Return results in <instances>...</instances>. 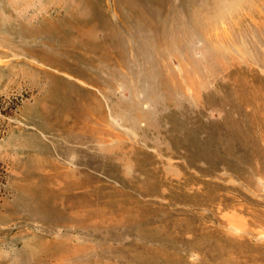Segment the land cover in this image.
I'll list each match as a JSON object with an SVG mask.
<instances>
[{
  "label": "rangeland",
  "instance_id": "1",
  "mask_svg": "<svg viewBox=\"0 0 264 264\" xmlns=\"http://www.w3.org/2000/svg\"><path fill=\"white\" fill-rule=\"evenodd\" d=\"M117 1L88 76L0 55V264H264V0Z\"/></svg>",
  "mask_w": 264,
  "mask_h": 264
},
{
  "label": "bare ground",
  "instance_id": "2",
  "mask_svg": "<svg viewBox=\"0 0 264 264\" xmlns=\"http://www.w3.org/2000/svg\"><path fill=\"white\" fill-rule=\"evenodd\" d=\"M115 1V0H114ZM118 1H122V0H118ZM117 1V3H118ZM127 2V5L132 8L131 10H133V13L135 14L137 12H139L140 14V11L139 10H134V6H133V3L131 0H124ZM50 3V5H48ZM102 3V2H101ZM115 3V2H114ZM116 4V3H115ZM114 4V5H115ZM120 4V2H119ZM52 7V13H50V7ZM102 6V5H101ZM98 0H0V55H7L8 53H11V52H15L14 50H17L18 52H20V54H24V51L26 50L27 51V54H34V52L32 51L33 49H31V44H29L30 42H34L35 39L37 38V35L38 33H40V31L42 30H46L47 27H51V26H55L57 29H59L60 31V35L57 36L58 34H56L57 32L56 31H53L57 38L56 40L48 45V44H45V45H48L51 49H53L54 52H50V48L47 52H35L38 54V57H35V58H38L39 60H41L42 62L45 61V64H49L51 66H55L59 69H65L64 71L68 70L70 72H73L74 74L78 75V76H88L87 73H85V68L82 67V66H89V64H92L94 65V59L92 60L91 57H89V55L91 54H96L98 53V58H97V61H99L101 64L104 62V63H107L109 60V58H111L110 56L107 57L106 54L108 49H110V46H112V48L114 46H117V44L119 45L120 41H125L124 43L127 42V40H120L119 38H122L123 35H121V37L118 38L119 35H117V38H114L115 37V29L117 28L114 24H112L109 20H107L106 17H110L109 15H105L103 14V11H102V8H101ZM117 6V5H116ZM115 6V7H116ZM103 7V6H102ZM104 8V7H103ZM119 10V9H118ZM132 12V11H131ZM50 15V17H47L46 14ZM108 13V12H107ZM137 14V13H136ZM138 14V15H139ZM48 15V16H49ZM106 17H105V16ZM127 15V14H125ZM129 15V14H128ZM133 15V14H132ZM137 16V15H136ZM144 15L141 14V17L143 19ZM106 20H105V18ZM129 17V16H128ZM139 18V20H140ZM110 19V18H109ZM132 19V18H131ZM141 19V20H142ZM145 19V18H144ZM135 22V21H134ZM139 22H142V21H139ZM147 22V21H146ZM131 23V22H130ZM144 23V22H142ZM148 23V22H147ZM138 24H141V23H138ZM145 24V23H144ZM142 24V25H144ZM131 25V24H129ZM142 25H141V28H142ZM146 25V24H145ZM144 25V26H145ZM150 26V24H148ZM138 26V25H136ZM135 26V27H136ZM134 27V26H133ZM134 27V28H135ZM147 27V26H146ZM130 27H128L129 29ZM140 28V29H141ZM145 28V27H144ZM143 28V29H144ZM132 29V28H131ZM130 29V30H131ZM137 30L139 29L136 28ZM139 29V30H140ZM96 30H99V31H103V37H101L102 39L98 40V38L96 39L95 38V32L98 33ZM136 30V31H137ZM48 31L50 32V30H46V33L48 34ZM117 32V30H116ZM138 32V31H137ZM140 32V31H139ZM138 32V33H139ZM141 32L142 29H141ZM45 33V31H44ZM45 33V34H46ZM120 33V32H119ZM133 33V31H132ZM131 33V34H132ZM51 34V33H50ZM117 34V33H116ZM53 35V34H52ZM102 35V34H100ZM135 37L139 36V34L137 35L136 32H135ZM44 37L47 38V36H45L44 34L42 35ZM54 36V35H53ZM110 36L113 37V38H109V42H108V37ZM127 36V35H126ZM131 36V35H128V37ZM134 36V34H132V37ZM29 37V38H28ZM40 37V36H39ZM125 37V36H124ZM127 37V38H128ZM143 37V36H142ZM139 40L140 42H137V52L140 54L144 51V49H146V45L148 46V43L146 44L144 41H143V37ZM159 37V36H158ZM156 40H160L163 39L161 37H159ZM100 38V37H99ZM139 38V37H137ZM136 38V39H137ZM260 38L262 37H259V40H257V42H255V46H253V49L258 52V48H259V45L260 43L262 42L260 40ZM50 39V38H48ZM55 39V38H53ZM129 39V38H128ZM263 39V38H262ZM40 40V38H39ZM46 41V39H44ZM118 40L119 43H118ZM131 40V39H130ZM133 40V39H132ZM138 40V39H137ZM45 41H42V42H45ZM135 41V40H133ZM148 41V39L146 40V42ZM164 41V40H163ZM150 43V41H148ZM175 42V41H174ZM123 43V42H121ZM131 43V41L129 42ZM136 43V42H135ZM152 43V42H151ZM159 43V42H158ZM163 43V42H162ZM166 44V43H165ZM120 45H124V44H120ZM134 45V44H132ZM161 45V44H160ZM175 45V44H174ZM245 45V43H242L241 46L239 47L240 49L237 50V51H240L242 52V47ZM135 46V45H134ZM170 46V45H169ZM127 47L130 49L131 51V48H130V44L127 45ZM245 47V46H244ZM116 48V47H115ZM114 48V49H115ZM118 48V46H117ZM126 48V47H125ZM135 48V47H134ZM14 49V50H13ZM120 50V48H118ZM123 49H124V46H123ZM151 49V48H150ZM159 49V48H158ZM262 49V48H261ZM260 49V50H261ZM40 50V49H39ZM41 50H44V49H41ZM116 50V49H115ZM125 50V49H124ZM124 50H120V52L124 51ZM152 50V49H151ZM160 50V49H159ZM158 50V51H159ZM163 50V48H162ZM160 50V51H162ZM168 50V49H167ZM111 51V50H110ZM114 51V50H112ZM111 51V53H112ZM118 51V50H117ZM126 51V50H125ZM133 53L135 52V50H132ZM154 50H152L153 52ZM165 51V54H166V49L164 50ZM163 51V52H164ZM109 52V51H108ZM121 52V53H122ZM161 52V53H163ZM117 52H115L116 54ZM132 53V52H131ZM160 53V54H161ZM93 54V55H94ZM110 54V52H109ZM119 51H118V55H119ZM124 54V52H123ZM137 54V53H136ZM165 54L161 55V56H164ZM177 54V53H175ZM233 54V53H232ZM255 54V53H254ZM258 54V53H257ZM111 55V54H110ZM114 56V53L112 54ZM151 55V54H150ZM158 55V54H157ZM185 55V54H184ZM212 56V54H210ZM216 55V54H215ZM259 55V54H258ZM33 56V55H31ZM35 56V55H34ZM133 56V55H131ZM143 56V55H142ZM166 56V55H165ZM158 57V56H157ZM209 57V56H208ZM214 57V61H216V57ZM212 57V58H213ZM258 57V56H257ZM264 57V56H263ZM20 58V57H19ZM145 58V57H144ZM148 58H153V56L151 57H148ZM164 58V57H163ZM187 58V57H186ZM211 58V59H212ZM252 58V57H250ZM260 58V57H259ZM262 58V57H261ZM115 59V58H113ZM141 59V58H140ZM161 59V58H160ZM255 59V58H253ZM20 60V59H18ZM152 60V59H151ZM149 60V61H151ZM162 60V59H161ZM220 60V59H219ZM250 60V59H249ZM257 60V59H255ZM24 61V57L21 58L20 62H23ZM38 61V60H37ZM107 61V62H106ZM212 62H214L213 60H211ZM135 62V61H134ZM153 62H156V61H153ZM152 62V63H153ZM158 62V61H157ZM156 62V63H157ZM163 64H165L166 62H163V60L161 61ZM169 62V61H168ZM182 62V61H180ZM216 62H219L218 61V58H217V61ZM160 63V62H159ZM158 63V64H159ZM183 63V62H182ZM220 63V64H219ZM217 63L221 66V60L220 62ZM158 64H156V66H158ZM163 64H160V68L162 67L161 65ZM167 64V63H166ZM165 64V65H166ZM215 64V62L213 63V65ZM224 62L222 63V66ZM103 65V64H102ZM101 65V66H102ZM112 65V64H111ZM110 65V66H111ZM169 65V64H167ZM181 65V64H180ZM193 65V64H191ZM98 66V65H97ZM100 66V67H101ZM131 66V65H130ZM137 66V65H136ZM149 66V65H148ZM155 66V65H154ZM155 66V67H156ZM92 67V66H91ZM95 67V66H94ZM104 67V66H103ZM145 67V66H144ZM153 67V66H152ZM164 68L166 66H163ZM162 67V69H163ZM212 67H215L212 66ZM219 67V66H218ZM225 67V66H224ZM223 67V68H224ZM97 68V67H96ZM182 68V66L180 67V69ZM217 68V67H216ZM222 68V67H221ZM84 69V70H83ZM100 69V68H99ZM98 69V70H99ZM138 69L139 68V65H138ZM149 69V68H148ZM157 69V68H156ZM166 69V68H165ZM165 69H163V72L165 71ZM168 69V67H167ZM170 69V68H169ZM191 69V68H190ZM218 69V68H217ZM225 69V68H224ZM97 70V69H95ZM101 70V69H100ZM99 70V72H100ZM102 70H105V69H102ZM152 70V69H151ZM155 70V68H154ZM159 68L157 69V72H158ZM210 70V69H209ZM220 70V69H219ZM226 70H227V67H226ZM150 71V70H149ZM156 71V70H155ZM154 71V72H155ZM167 71V70H166ZM212 71V69L210 70ZM221 71H224V70H221ZM229 71V70H228ZM44 72V71H43ZM129 72V71H128ZM133 72V71H132ZM140 74H141V70L139 71ZM148 72V71H147ZM161 72V71H159ZM169 70L166 72L168 73ZM204 72V71H202ZM95 73V72H94ZM102 72H100L101 74ZM123 73H125L123 71ZM131 73V72H130ZM150 73V72H149ZM153 73V71H152ZM165 73V72H164ZM197 74V72H195ZM99 74V75H100ZM103 74V73H102ZM106 74H108L106 72ZM154 74V73H153ZM226 74V73H225ZM47 75V74H46ZM98 75V76H99ZM120 75V74H119ZM126 75V74H125ZM142 75V74H141ZM159 75V74H157ZM162 75V74H161ZM169 75V74H168ZM168 75L166 78H168ZM170 75L172 76V78L174 77V73H170ZM202 75V74H201ZM51 77V74L49 75ZM73 76V75H72ZM92 76V75H91ZM143 76V75H142ZM147 76V75H146ZM151 76V75H149ZM148 76V77H149ZM154 76V75H153ZM152 76V77H153ZM54 77V76H53ZM100 77V76H99ZM102 77V76H101ZM128 77V76H127ZM138 77V76H137ZM141 77V76H140ZM145 77V76H144ZM147 77V78H148ZM151 77V78H152ZM157 78H160L158 76H156ZM162 77V76H161ZM176 77V76H175ZM74 78V76H73ZM78 78V77H76ZM75 78V79H76ZM120 78V77H119ZM139 78V77H138ZM150 78V79H151ZM171 78V77H170ZM169 78V79H170ZM200 78V77H199ZM89 81L91 82H95L97 81L95 77H91V78H87ZM103 79V78H102ZM132 79V78H131ZM142 79V78H141ZM156 79V78H155ZM55 80V79H54ZM72 80V79H71ZM80 80V79H79ZM110 80V78H109ZM120 80V79H119ZM140 80V79H139ZM143 80H145L143 78ZM152 80V79H151ZM153 80H154V77H153ZM152 80V81H153ZM159 80V83L161 85V87H164V89H166V91H168V89H170L169 87H171V84L172 82H169L168 79H165L164 77L163 78H160L158 79ZM158 80H155V82H157ZM183 80V79H182ZM187 80V79H186ZM185 80V81H186ZM202 80V79H201ZM239 80V79H238ZM61 81V80H60ZM65 80H63L64 82ZM112 81V80H111ZM146 81V80H145ZM149 81V80H148ZM190 81V80H189ZM189 81H186L189 83ZM53 82V81H52ZM62 82V81H61ZM66 82V81H65ZM103 82V81H102ZM155 82H153L154 86L155 85ZM183 82V81H182ZM194 82V81H193ZM88 83V82H87ZM113 83V82H112ZM176 83V82H175ZM184 83V82H183ZM191 83V81H190ZM189 83V84H190ZM195 83V82H194ZM193 83V84H194ZM66 84H69L68 85V88L70 86V83L69 81L66 83ZM66 84L64 85V83L62 84L64 87L66 86ZM75 84V83H74ZM73 85V87H75ZM84 84V83H83ZM88 84H91V83H88ZM95 84V83H94ZM102 84V83H101ZM171 84V85H170ZM187 84V83H186ZM78 85V84H77ZM170 85V86H169ZM62 86V87H63ZM88 86V85H86ZM95 86V85H94ZM192 86V85H191ZM196 85L194 84V88H197V86L195 87ZM76 86V90L80 89ZM66 88V87H65ZM160 88V87H158ZM157 88V89H158ZM183 87H181V90H182ZM193 88V89H194ZM55 89V88H54ZM71 89V88H69ZM173 89V88H172ZM187 89V88H186ZM184 88V90H186ZM68 89H65V91H67ZM74 90V89H73ZM84 90H87L84 89ZM160 90V89H159ZM69 91V90H68ZM82 91H83V88H82ZM82 91L78 92V93H81ZM88 91V90H87ZM91 91V90H90ZM165 91V90H164ZM175 91V90H174ZM58 92V91H57ZM61 92V90H60ZM62 92H64V90H62ZM70 92V91H69ZM69 92H64V93H69ZM74 92V91H73ZM86 92V91H85ZM92 92V91H91ZM181 92V91H180ZM84 93V92H83ZM82 93V94H83ZM163 93V92H162ZM166 93V92H165ZM181 94V93H180ZM185 94V93H182V95ZM49 95V94H48ZM63 95V93H62ZM67 95V94H65ZM64 95V96H65ZM74 95H75V92H74ZM77 95V94H76ZM72 96V95H71ZM70 96V97H71ZM167 96V95H165ZM184 96V95H183ZM233 96V95H232ZM69 97V96H68ZM95 97V96H94ZM64 98V97H63ZM70 98H67V101L69 100ZM71 99H73L71 97ZM66 100V99H64ZM233 101V100H232ZM70 102V100H69ZM69 105V104H68ZM100 105V104H99ZM71 106H69L70 108ZM100 109V107H99ZM91 110V109H90ZM99 111V110H98ZM85 112V111H84ZM83 112V113H84ZM91 112V111H90ZM86 113V112H85ZM93 113V112H92ZM91 116V115H90ZM89 121V120H88ZM87 122V121H86Z\"/></svg>",
  "mask_w": 264,
  "mask_h": 264
}]
</instances>
